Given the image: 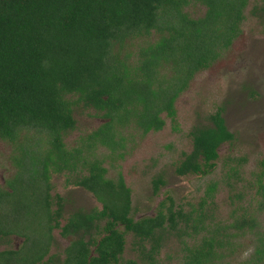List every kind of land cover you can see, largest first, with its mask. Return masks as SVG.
<instances>
[{"label": "trees", "instance_id": "obj_1", "mask_svg": "<svg viewBox=\"0 0 264 264\" xmlns=\"http://www.w3.org/2000/svg\"><path fill=\"white\" fill-rule=\"evenodd\" d=\"M191 3L205 7L190 16ZM249 0H0V139L14 146L16 172L0 185V240L23 238L17 249L0 250V264H138L121 262L127 232L140 259L153 263L166 235H175L183 252L179 264H220L233 251L235 232L256 234L253 253L243 264H264V169L256 176L254 210L232 209V222L215 223L206 206L218 182L211 181L199 207L184 211L173 197L160 201L154 215L131 216V191L121 173L106 176L98 146L125 148L121 129L159 131L164 113L178 130L175 100L194 74L208 68L241 32ZM152 33L155 41L132 53L129 41ZM134 55L132 57L131 55ZM75 104L100 112L104 122L68 148L63 135L75 129ZM209 125L190 131L192 149L175 167L179 176L210 174L218 148L234 139L223 107ZM239 164L243 158H230ZM264 163H262L263 165ZM231 175L238 168L230 166ZM68 172L67 183L81 186L101 208L72 211L61 224L63 197L51 195V175ZM230 175V174H228ZM68 179H70L68 181ZM165 184L152 179L153 193ZM232 195L236 203L243 196ZM123 226V230L119 228ZM74 236L61 261L49 253L53 230ZM201 234L198 242L185 238Z\"/></svg>", "mask_w": 264, "mask_h": 264}, {"label": "rangeland", "instance_id": "obj_2", "mask_svg": "<svg viewBox=\"0 0 264 264\" xmlns=\"http://www.w3.org/2000/svg\"><path fill=\"white\" fill-rule=\"evenodd\" d=\"M185 10L190 16L198 17L204 13L205 7L199 3H191ZM244 14L241 32L230 47L223 50L208 68L198 71L188 87L177 97L175 108L178 130L172 128L170 119L163 113L165 125L159 131L141 134L133 126L121 129L126 138L122 154H119L121 151L111 152L104 146L94 149L93 156L102 160V165L107 168V177L115 179L118 173L122 174L131 191V216L135 219L154 215L159 202L168 196L173 197L176 207H181L184 211L198 208L211 181L218 182V185L213 199L208 200L206 206L211 209L210 214L215 223L227 225L232 222L233 208L240 207L239 213L255 209V201L259 198L256 195L255 174L264 169V0H249ZM157 37L156 33H152L144 38L133 39L127 43L126 49L135 53L139 45L155 41ZM131 56L134 57L133 54ZM219 106L223 107L225 124L234 134V139L220 145L216 166L210 174L177 175L175 167L182 159V153L192 149V127L209 125L207 116ZM99 113L81 104L74 105L75 129L63 135L68 148L78 146L83 136L104 122L105 119ZM13 149L11 143L0 139L2 186L16 172L11 160ZM230 158L244 160L239 164L237 161H230ZM230 166L238 168L237 175H231ZM156 176H161L165 184L154 194L152 179ZM67 178H73L67 171L51 175V195H60L64 199L61 224L74 210L101 208V203L91 192L67 183ZM239 193L243 197L235 203L231 196ZM255 215L260 229L264 228V211L256 212ZM119 228L124 229L123 226ZM229 230L236 233L231 239L233 251L229 254L225 249L224 257L219 263L243 264L254 251L256 234L254 231ZM52 233L53 243L45 260L56 254L62 261L64 248L75 237L61 236L58 228ZM125 238L122 263L128 259L136 260L138 264L181 262L183 252L175 235L165 236L153 263L140 259L133 233L127 232ZM200 238L201 234L185 239L192 244ZM22 243V237L11 236L8 241L0 240V250L17 249Z\"/></svg>", "mask_w": 264, "mask_h": 264}, {"label": "flooded vegetation", "instance_id": "obj_3", "mask_svg": "<svg viewBox=\"0 0 264 264\" xmlns=\"http://www.w3.org/2000/svg\"><path fill=\"white\" fill-rule=\"evenodd\" d=\"M196 73H197V72H196ZM196 73H195V74H196ZM195 74H194V75H195ZM193 77H194V76H193ZM190 81H191V80H190ZM175 101H176V100H175ZM149 132H150V131H149ZM222 144H223V143H222ZM190 151H191V150H190Z\"/></svg>", "mask_w": 264, "mask_h": 264}]
</instances>
